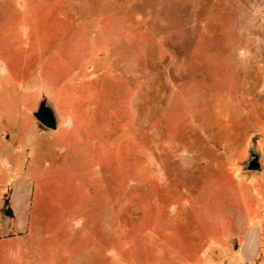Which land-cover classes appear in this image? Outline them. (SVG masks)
<instances>
[{"label":"rangeland","instance_id":"1","mask_svg":"<svg viewBox=\"0 0 264 264\" xmlns=\"http://www.w3.org/2000/svg\"><path fill=\"white\" fill-rule=\"evenodd\" d=\"M57 253L264 264V0H0V264Z\"/></svg>","mask_w":264,"mask_h":264},{"label":"water","instance_id":"2","mask_svg":"<svg viewBox=\"0 0 264 264\" xmlns=\"http://www.w3.org/2000/svg\"><path fill=\"white\" fill-rule=\"evenodd\" d=\"M34 117L38 122L48 129L55 130L58 126V119L55 113L53 106L47 101L46 98H43L38 105L36 111L33 112ZM260 168L258 155L251 150V158L247 162V169L257 170ZM237 244L235 243V248Z\"/></svg>","mask_w":264,"mask_h":264},{"label":"crops","instance_id":"3","mask_svg":"<svg viewBox=\"0 0 264 264\" xmlns=\"http://www.w3.org/2000/svg\"><path fill=\"white\" fill-rule=\"evenodd\" d=\"M13 207H14V203H13ZM18 228L21 229L22 227H21V226H18ZM261 248H262V247H261L260 245L257 246L256 251H255V256H256V258L258 257V255H261V254H260ZM48 254H49V253H48ZM50 254L53 255V252H51ZM52 257H53V256H52ZM55 259H56V264H60V263H59V262H60V253H57V256H56Z\"/></svg>","mask_w":264,"mask_h":264},{"label":"clouds","instance_id":"4","mask_svg":"<svg viewBox=\"0 0 264 264\" xmlns=\"http://www.w3.org/2000/svg\"><path fill=\"white\" fill-rule=\"evenodd\" d=\"M64 127L66 129H68V130L71 129V127H72V118H71V116L66 117V119L64 121Z\"/></svg>","mask_w":264,"mask_h":264},{"label":"trees","instance_id":"5","mask_svg":"<svg viewBox=\"0 0 264 264\" xmlns=\"http://www.w3.org/2000/svg\"><path fill=\"white\" fill-rule=\"evenodd\" d=\"M6 212H7L8 215L12 216V209L11 208H7Z\"/></svg>","mask_w":264,"mask_h":264}]
</instances>
